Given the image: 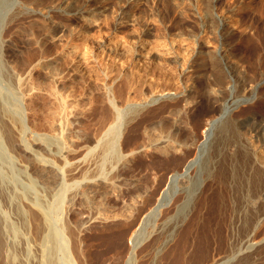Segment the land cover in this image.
Returning <instances> with one entry per match:
<instances>
[{"label":"rangeland","instance_id":"374dc122","mask_svg":"<svg viewBox=\"0 0 264 264\" xmlns=\"http://www.w3.org/2000/svg\"><path fill=\"white\" fill-rule=\"evenodd\" d=\"M70 3L59 8L53 0H6L0 9V89L18 91L14 101L26 94L25 143L8 144L9 152L44 183L37 192L50 208L61 244L68 240L71 260L264 264V200L246 223H237L230 185L219 181L217 167L202 162L204 181L198 190L192 185L196 193L186 216L181 214L189 196L184 187L198 166L179 179L180 189L160 215H151L172 175L203 157L208 121L232 99L249 100L229 114L223 139L228 133L252 138L258 125L264 131V0ZM215 15H225L227 24L216 22ZM159 41L190 55L181 75L170 62L174 50L158 52ZM227 67L234 84L226 79ZM154 95L163 96L151 101ZM116 127L121 129L118 161L104 148ZM161 137L169 144H155ZM77 159L81 164L75 168L70 163ZM64 160L69 164L63 184L38 165H64ZM32 202L30 195L23 200L27 216L22 218L0 194L2 209L18 227V233L8 232L0 221V242L7 243L0 248V264H41L45 216ZM54 256L58 264L70 257L62 249Z\"/></svg>","mask_w":264,"mask_h":264},{"label":"bare ground","instance_id":"6f19581e","mask_svg":"<svg viewBox=\"0 0 264 264\" xmlns=\"http://www.w3.org/2000/svg\"><path fill=\"white\" fill-rule=\"evenodd\" d=\"M72 1L73 0H53V4H55V6L60 5V8L64 7L65 3L69 4ZM5 2L6 0H0V9ZM216 18L218 19V21L216 22H219V24H227V22L225 23V18H227L225 17V15L224 19L219 15H217ZM207 23L205 18H203L202 28L204 31L208 27ZM234 26L236 27V24ZM165 44H163L162 41H159L156 45L158 50H156L158 52L160 50V53L164 50H174L173 53L175 54V56H173V60L171 59L170 62L175 64L176 71L179 73V75H181L186 69V65L189 61L190 55L187 56L186 54H180V50L178 52L179 46L177 48L175 44H171V47H167V44ZM125 45V48L127 50H132V44L128 43ZM148 54L149 53L147 52V55ZM155 57H158L157 59L161 61L165 59L167 60V62H169L168 57H163V59H161L162 56ZM159 64H161V62ZM226 71L227 73H229L226 76V79L234 84V76H230L231 71L228 67L226 68ZM12 74L17 78L18 88L22 91H25V84L22 78L18 76L15 71H12ZM166 93L167 92H165L163 95H165ZM14 95L18 96V91H12L11 93H9L0 89V194L4 201L8 203V206L12 207L13 210L22 218H25L27 216V209L23 204V200L26 196L30 195V200L33 201L32 203H34L35 207H37L38 210L41 211L45 216V232L43 235V242L45 243V245H42V257L40 259V262L41 264H58L57 261H55L54 253L59 249H62L65 253V256L68 258L70 256V249L68 240L66 238L64 239L63 244H61V234L54 227L49 217L50 208L43 202L41 194L37 192V186L42 187L41 184L43 182L41 183V179L38 176L29 174L28 167L26 165L15 162L13 156L9 152L8 144L13 146L18 141V144L25 143V135L29 129L26 123L25 110L23 107V99L26 94L24 96H20L18 101L13 100ZM163 95H154L151 101H154L162 97ZM248 100L249 99H247V97H237L235 99H232L231 103L225 105L218 117H214L213 119H210L208 121L206 133L209 137V143L206 144L203 157H195L191 159L188 163L185 164V172L180 173L177 171L172 175L171 185L169 189L164 192L162 198L159 200V204H157V206L154 208L153 212L151 213L152 216L160 215L162 207L168 205L171 202L173 196L177 193L178 188L180 189V186L178 185L179 179L185 176H189L188 174L190 170L194 168V166H198V174L196 175V177H193L191 179L190 185L187 184L184 187V189L189 192V196L187 201L182 205L181 214H183L184 216L188 214L190 210L189 207L191 206L193 201V195L196 193V191L193 192V190H191L192 185H194V187L198 190L204 181L202 173L203 163L213 166L214 168L217 167L219 181L230 185L232 212L237 220V223H240L242 221L243 223H246L245 219L248 217L249 212L251 210H257L258 204L264 200V131L262 125H258L257 127L252 129V138L243 139L241 135L237 136V133L236 135L234 134L230 137L228 133L225 136L226 138L223 139V134L225 135V133L229 131L228 128L230 124L228 123L227 119L229 114H231V112L240 104ZM62 105L64 106V102L62 103ZM236 126L237 124H234V128ZM60 127H62V124H60ZM218 127H220L221 129V131L219 129L221 135L220 133L218 134L219 136H221V139H219V136V138L217 136L216 138H214L215 129ZM120 132L121 129L116 127L111 131L110 138L104 140L106 142L104 144V148L111 151V153H113L117 158V161L122 158L119 142V139L121 137ZM162 137L157 140L155 144H167L168 139H166V137ZM44 140L47 142H52L56 139L45 138ZM258 141H261V145L257 143ZM95 149L96 146L92 147L90 149V153L95 151ZM66 164H69L67 160H64V165H56L55 163L49 161H47V163H43L41 161L38 162L40 168H44L46 172L53 173L55 181L59 184H63L66 182V177L68 174ZM70 164H75L76 168L81 164V159H77ZM69 171H71V169ZM174 185L175 189L173 190ZM18 187L22 190H18ZM49 187L50 186H48V188ZM52 189L53 188L50 187V189L47 190L51 191ZM0 221L5 222L4 226L5 228L7 227L6 231L15 234L18 233L17 225L7 218L6 211L2 209L1 205ZM3 231L4 230H2V233H4ZM135 232L131 237L133 250H135L138 245V234ZM4 245H7L6 241L1 240L0 248H3ZM132 252L134 253V251ZM60 264H74V262L73 260H71L70 256L69 259L66 260V262L64 261Z\"/></svg>","mask_w":264,"mask_h":264}]
</instances>
